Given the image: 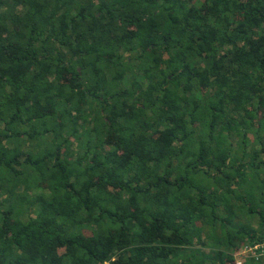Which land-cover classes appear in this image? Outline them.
Returning <instances> with one entry per match:
<instances>
[{
  "label": "trees",
  "instance_id": "16d2710c",
  "mask_svg": "<svg viewBox=\"0 0 264 264\" xmlns=\"http://www.w3.org/2000/svg\"><path fill=\"white\" fill-rule=\"evenodd\" d=\"M264 0H0V264H264Z\"/></svg>",
  "mask_w": 264,
  "mask_h": 264
},
{
  "label": "built area",
  "instance_id": "2783aa9c",
  "mask_svg": "<svg viewBox=\"0 0 264 264\" xmlns=\"http://www.w3.org/2000/svg\"><path fill=\"white\" fill-rule=\"evenodd\" d=\"M263 246H264V241L260 243H255L253 245H246L238 254L251 253L252 255H259L262 253L260 248ZM237 264H240L239 260H237Z\"/></svg>",
  "mask_w": 264,
  "mask_h": 264
}]
</instances>
